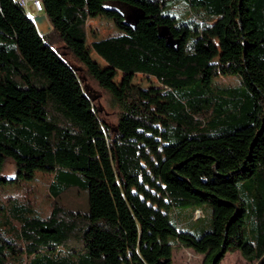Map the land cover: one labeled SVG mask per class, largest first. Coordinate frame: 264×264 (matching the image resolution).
I'll list each match as a JSON object with an SVG mask.
<instances>
[{
	"label": "trees",
	"instance_id": "obj_1",
	"mask_svg": "<svg viewBox=\"0 0 264 264\" xmlns=\"http://www.w3.org/2000/svg\"><path fill=\"white\" fill-rule=\"evenodd\" d=\"M40 3L43 34L0 0V264H173L170 238L203 264L228 250L264 264V0ZM97 16L121 33L90 49ZM74 61L119 105L115 126Z\"/></svg>",
	"mask_w": 264,
	"mask_h": 264
},
{
	"label": "rangeland",
	"instance_id": "obj_2",
	"mask_svg": "<svg viewBox=\"0 0 264 264\" xmlns=\"http://www.w3.org/2000/svg\"><path fill=\"white\" fill-rule=\"evenodd\" d=\"M118 7H121L118 5ZM122 10H124V7H121ZM181 12V11H180ZM41 13V12H39ZM38 14V13H37ZM181 15V13H178V15ZM183 14V12H182ZM86 31H87V38H86V46L91 49V42L97 39H102L105 37L117 35L121 33V31L115 26V24L109 20L104 18L103 16H97L95 18L89 19L86 22ZM58 45L61 47V42H57ZM63 52L67 53L65 49H62ZM92 58L96 60L99 65L103 66L106 63L94 52L91 50ZM68 58L71 59V56L67 55ZM74 64L77 65L78 68H81L80 72L82 74V80L84 83L85 88L89 92L90 96L92 97V100L94 102V106L99 110L100 116L105 120V122L113 127L116 125L117 120L119 118L120 114V108L119 105L116 104L111 96L108 94L107 91L102 89L96 80L92 77H90L89 74L86 73L85 69L82 68L83 66L78 64L74 61ZM121 79V73L118 72L116 77L114 78V81L118 83ZM4 81V77L0 75V82ZM227 82V80H223ZM132 82L134 84H138L141 87H149V86H157L158 83L154 77L148 76L147 74H141L137 73L134 75ZM1 174L4 177L8 178H17L16 175V167L14 165V162L12 159H7ZM39 176V175H38ZM46 177H39L38 180L32 181L33 184H36L37 187V194H36V205L39 206L41 213L47 214L50 210V197L46 193V188L43 185ZM21 186V184L19 185ZM10 187V185H9ZM204 216L201 220L208 222L210 218V209L207 204L200 207ZM182 211H189L191 210V206H182ZM199 213L196 211V214ZM173 221L178 222L177 218L171 217ZM187 224L185 222H181V228L187 229ZM193 227H196V225H193ZM192 227V229H193ZM170 242L173 245V264H203V255L195 252L191 248H187L184 246L176 245L175 240L173 238H170ZM220 264H251L247 262L242 255L239 253L238 250H228L222 257Z\"/></svg>",
	"mask_w": 264,
	"mask_h": 264
},
{
	"label": "water",
	"instance_id": "obj_3",
	"mask_svg": "<svg viewBox=\"0 0 264 264\" xmlns=\"http://www.w3.org/2000/svg\"><path fill=\"white\" fill-rule=\"evenodd\" d=\"M141 12L139 10H133V14L126 15L125 21L127 22L130 17L136 16L137 18L140 16ZM35 26L37 27V30L40 34L46 33L50 31L51 25L44 13H38L35 14L32 18ZM160 34L166 36V39L168 42L172 43V39L169 35H167L166 31L164 29L160 30Z\"/></svg>",
	"mask_w": 264,
	"mask_h": 264
},
{
	"label": "built area",
	"instance_id": "obj_4",
	"mask_svg": "<svg viewBox=\"0 0 264 264\" xmlns=\"http://www.w3.org/2000/svg\"><path fill=\"white\" fill-rule=\"evenodd\" d=\"M19 5L24 9V11L31 17L39 12H41L40 0H16Z\"/></svg>",
	"mask_w": 264,
	"mask_h": 264
}]
</instances>
